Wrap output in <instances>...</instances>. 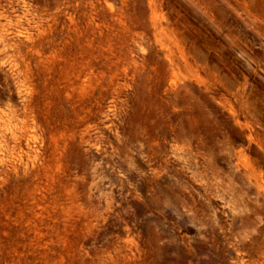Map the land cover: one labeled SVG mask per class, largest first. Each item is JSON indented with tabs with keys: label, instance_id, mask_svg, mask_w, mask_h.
Returning <instances> with one entry per match:
<instances>
[{
	"label": "rangeland",
	"instance_id": "1",
	"mask_svg": "<svg viewBox=\"0 0 264 264\" xmlns=\"http://www.w3.org/2000/svg\"><path fill=\"white\" fill-rule=\"evenodd\" d=\"M0 264H264V0H0Z\"/></svg>",
	"mask_w": 264,
	"mask_h": 264
}]
</instances>
